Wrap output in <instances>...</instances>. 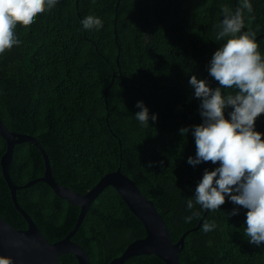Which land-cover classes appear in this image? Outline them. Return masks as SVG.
<instances>
[{
	"label": "trees",
	"instance_id": "obj_1",
	"mask_svg": "<svg viewBox=\"0 0 264 264\" xmlns=\"http://www.w3.org/2000/svg\"><path fill=\"white\" fill-rule=\"evenodd\" d=\"M116 1L59 0L31 25L18 24L14 32L21 43L0 54V116L10 130L38 138L56 181L77 192H88L105 174L120 169L154 202L175 242L190 230L179 254L181 264H264V242L255 245L245 235L246 208L228 196L215 211L187 208L204 170L219 166L188 163L196 154L192 128L203 122L201 100L189 80L196 75L213 89L219 87L209 64L226 42L216 39L222 9L235 12L240 0H120L118 7ZM250 2L254 11L244 12L243 30L256 32L264 59V0ZM88 15L99 17L103 26L85 29L81 21ZM138 101L157 116L147 127L136 119ZM230 111L225 109L226 118ZM183 127L187 134L180 133ZM255 130L264 134V113ZM6 148L0 135V160ZM44 170L35 144L15 146L10 174L16 184L38 178ZM17 198L49 242L64 238L81 211L40 180L18 189ZM234 208L238 214L228 215ZM193 211L199 218L186 223ZM0 214L15 228H27L1 164ZM201 219L200 227L191 230ZM204 222L217 227L205 233ZM145 235L142 221L109 185L72 239L87 251L90 264H108ZM59 259L78 264L72 253ZM124 264L165 262L155 254H141Z\"/></svg>",
	"mask_w": 264,
	"mask_h": 264
},
{
	"label": "clouds",
	"instance_id": "obj_2",
	"mask_svg": "<svg viewBox=\"0 0 264 264\" xmlns=\"http://www.w3.org/2000/svg\"><path fill=\"white\" fill-rule=\"evenodd\" d=\"M59 0H0V54L10 50L21 41L16 37V26L31 25L38 14L51 10ZM253 13L250 0H240L235 12L227 6L222 9L223 20L219 25L217 40L225 39L213 54L209 74L218 81L212 88L206 80L192 75L189 84L194 95L201 100V124L192 128L195 137V157L188 163L196 166L202 162L219 164L213 170L205 169L195 189V199L187 200V208L199 205L204 210L220 209L228 196L234 205L247 209L245 235L250 243L264 242V139L255 130V121L264 113V59L258 51L256 32L244 31V12ZM255 17L253 16L252 19ZM85 29L103 26L99 17L88 15L81 21ZM235 89V94H222L221 89ZM141 110L135 116L144 126L155 121L156 114H149L142 101L137 102ZM231 107L225 116V109ZM189 129L183 127L181 134ZM233 209L228 215H237ZM200 213L193 211L185 217L189 223ZM217 227L215 222H204L205 233ZM19 246L20 242H16ZM0 264H12V257L0 255Z\"/></svg>",
	"mask_w": 264,
	"mask_h": 264
},
{
	"label": "water",
	"instance_id": "obj_3",
	"mask_svg": "<svg viewBox=\"0 0 264 264\" xmlns=\"http://www.w3.org/2000/svg\"><path fill=\"white\" fill-rule=\"evenodd\" d=\"M119 3L120 0L117 1V5ZM115 33L117 35V29H115ZM116 75L115 73L114 76ZM0 135L5 139L7 147L0 160L1 170L16 209L27 221V228L18 229L0 214V255L12 257V264H62L59 257L65 253H72L77 258L78 264H90L89 254L72 237L77 233L93 201L109 185L115 187L130 210L142 221L146 235L130 242L122 254L114 257L108 264H124L128 258L141 254H155L165 264H181L179 254L184 248L185 237L190 230L186 231L175 242L154 202L145 196L137 184L120 169L105 174L88 192L83 194L56 181L49 156L38 138L30 134L10 130L1 116ZM26 141L35 144L41 151L45 161V170L42 176L18 185L11 177L10 165L13 160L15 146ZM39 180L49 184L59 197L81 208L74 228L64 238L55 242L48 241L17 198L18 189L30 186ZM201 223L202 219L191 230L198 229ZM17 241L20 242L19 246L16 244Z\"/></svg>",
	"mask_w": 264,
	"mask_h": 264
},
{
	"label": "flooded vegetation",
	"instance_id": "obj_4",
	"mask_svg": "<svg viewBox=\"0 0 264 264\" xmlns=\"http://www.w3.org/2000/svg\"><path fill=\"white\" fill-rule=\"evenodd\" d=\"M117 1H118V0H117ZM117 1H116V4H117ZM111 2H112V0H110V3H111ZM117 7H118V5H117ZM117 7H116V8H117ZM116 13H117V12H116ZM117 16H118V15H117ZM117 64H118V66H120V62H119V63L117 62ZM117 74H118V73H117ZM114 77H116V76H114ZM113 82H114L113 80L110 82L111 86H112ZM110 84H109V85H110ZM111 86H110V87H111ZM108 87H109V86H108ZM110 87H109V88H110ZM106 92H107V91H106Z\"/></svg>",
	"mask_w": 264,
	"mask_h": 264
}]
</instances>
